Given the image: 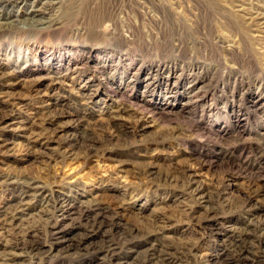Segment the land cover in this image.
Segmentation results:
<instances>
[{
	"label": "rangeland",
	"instance_id": "rangeland-1",
	"mask_svg": "<svg viewBox=\"0 0 264 264\" xmlns=\"http://www.w3.org/2000/svg\"><path fill=\"white\" fill-rule=\"evenodd\" d=\"M49 2L41 26H0V211L47 188L0 264H101V244L126 264H264V0ZM28 227L48 256L6 247Z\"/></svg>",
	"mask_w": 264,
	"mask_h": 264
},
{
	"label": "bare ground",
	"instance_id": "bare-ground-1",
	"mask_svg": "<svg viewBox=\"0 0 264 264\" xmlns=\"http://www.w3.org/2000/svg\"><path fill=\"white\" fill-rule=\"evenodd\" d=\"M54 1H56V0H54ZM27 2H28V0H0V26L16 30V29H18V25L19 26H24V25L31 26L33 24L38 23L41 26L42 23L45 24L43 22L44 20H42L44 18L43 15L45 14V11L43 9H44V7L47 8V7L54 6L55 2H49V0H47L43 4L40 3V7H41L40 9H38L37 8L38 6L36 5V3H39L38 0H34L30 4H27ZM2 4H6L8 6H10V5H21L22 7H24V11H22L20 13V15L18 16L19 18L15 19L14 21H9V16H6L4 14L5 10L3 9ZM27 7H29V9H25ZM248 25L251 28L253 27L255 29V31H257L258 33H262L264 30V16L261 14H258V13L255 14L254 17H251L248 19ZM26 189L29 191L28 193H30L27 196L28 199H30V201L28 203H25V202L22 203L20 201L19 207L16 208L12 214L4 212V211H0V234L2 236L4 235L6 237V236H9V234L12 235L15 223L16 222H19V223L23 222V219H21V216H23L26 211L33 208L34 205H35V207L39 205L38 198L43 193L42 191L44 189H47V188L44 186L41 187L40 185L35 184V182H31V183H28L26 185ZM50 194H53V192H50ZM53 200H54V203L51 206L53 214L55 212H57V213L63 212L64 208L69 206L68 205L69 204L68 199L65 198L63 196V194L59 193L58 195L53 197ZM31 204H33V205H31ZM83 216L88 219L87 226L90 228V230H92V232H94V234H96V232L101 230L102 227H109L111 229L116 230V227L118 226L113 221H111V223L106 225L105 221L98 218L100 216L99 213L95 214L92 217L88 213H85V214L83 213ZM52 228H54V227H51V229ZM37 231H38V228H36V227H31V228L28 227L27 229H22V232H20L19 238L17 240H15L14 242L7 241L6 245H8V246H6V247L12 246L15 248H20L21 251H24V253H27V252H29L31 254L34 253L35 254L34 257L41 256L42 254L48 256L52 250L53 245L52 244L50 245V249H48L49 251H45V250L43 251V249L40 247V244L36 241V238H35V234L37 233ZM132 233H133V231L128 232L127 234L121 233V236H119L120 238L118 240V245L120 247H122L125 244L126 245L129 244L130 240L132 239ZM92 235L93 234L89 233V234H85L82 237L78 238V240L75 241L76 244L72 245L70 249L74 250V249L80 248L83 243L90 241L92 239V237H93ZM49 236H53V235L49 234ZM236 241L237 240L231 241L229 243V248H233V249H231V251L237 253V255H238L237 258H239L240 254H241V250L234 248V247H237V245H238V243ZM126 248L128 251H131L132 248H134V245L129 244ZM120 250H121V248H120ZM94 255L99 258L98 261H101V264H126V262H124L123 259H120L118 257V254L116 253L115 248L109 244H106V245L101 244L100 247H98L96 249V251L94 252ZM180 255L176 256V254H171V252H168L165 254H163V252L162 253L160 252L158 258L156 259L157 261L155 262L154 261L155 258L153 259L155 254L153 253L151 255L152 257L148 256L147 258H144V260L137 262V264H176V263H173L171 261V259L176 260L177 262H180L179 260L182 259V256L184 254L180 253ZM165 256L168 257L167 262H165V260L163 259V257H165ZM160 257H162V258L159 261L158 259ZM225 257H227V256H225Z\"/></svg>",
	"mask_w": 264,
	"mask_h": 264
}]
</instances>
